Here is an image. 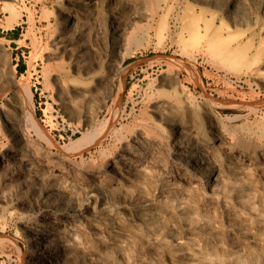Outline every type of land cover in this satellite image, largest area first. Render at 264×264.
<instances>
[{"label":"bare ground","instance_id":"bare-ground-1","mask_svg":"<svg viewBox=\"0 0 264 264\" xmlns=\"http://www.w3.org/2000/svg\"><path fill=\"white\" fill-rule=\"evenodd\" d=\"M153 1L55 2L54 29L48 56H65L74 72L84 76L80 79L68 77L62 70L50 72L63 96L60 104L65 107L75 101L70 96L89 98L98 89H104L103 100H99L98 107L84 108L79 115L84 120L85 129L94 130L96 134L87 145L75 149L74 145L79 140L77 137L63 147L62 153L50 154L42 148L39 138H33L31 133L29 116L33 110L26 109L21 100H7L0 104V131L4 137L0 152V182L4 188L0 190V200L7 198L20 209L32 211L28 219L20 222V229L28 242L25 264H103L96 250L87 261H79L73 238L76 234L82 236L85 222L92 220L99 211L119 216L123 206L111 204L106 195L107 188L121 186L125 181L134 179L146 165L158 169L160 186L187 183L208 190L221 178H227V173H235L247 166L255 171L264 193V123L256 131H249L248 140H245L244 135L238 136L228 127L229 124L211 101L192 100L183 87H174V93L169 94L165 93L163 85L158 86L157 95L147 100L150 115L137 122L127 134H119V129L115 127L124 117L133 115V110L117 113L111 123V135L118 141V152L106 154L100 162L91 155L84 158L85 152L91 151L90 148L97 143L101 145L107 136L95 130L107 104L105 98L112 96L126 62L133 58L132 66L139 62L136 53L147 41L146 36L153 27H150V22L159 12L169 15L168 10L174 0ZM194 1L198 3L192 6L199 13L190 12L184 18L186 22L180 21L178 38L183 43L182 51L190 56L194 52L206 53L213 64L229 69L235 67V72L249 71L251 77L261 79L264 75L261 68L264 38L259 36L253 52H248L244 46L256 35L253 27L247 26L241 34L235 33L233 27L241 25L245 7L238 0ZM254 1L256 6L248 11V17L255 21L259 14L264 15V0ZM10 12H17V8L10 6ZM51 27L48 23L47 28ZM160 30L157 43L164 34ZM249 30L253 33L246 35ZM198 34L200 40L187 48V41ZM251 46L248 45V49ZM244 60L247 62L244 63ZM173 74L177 81L179 72L176 70ZM21 91L15 80H6L0 67V98L8 93L17 96ZM226 119L233 120L230 117ZM56 176L62 182L53 181ZM66 182L82 188L81 198L72 195ZM12 185L14 190L7 193L5 186L10 188ZM97 205L100 210L96 209ZM128 210L138 220L142 219L143 213L149 219L155 218L158 213L152 198L134 204ZM92 221L98 228L95 220ZM110 245L111 242L100 241L102 247Z\"/></svg>","mask_w":264,"mask_h":264},{"label":"rangeland","instance_id":"rangeland-1","mask_svg":"<svg viewBox=\"0 0 264 264\" xmlns=\"http://www.w3.org/2000/svg\"><path fill=\"white\" fill-rule=\"evenodd\" d=\"M177 1L171 2L169 15L159 12L150 22L153 27L146 36L147 41L136 53L139 62L132 66L133 58L124 65L95 125L97 133L107 136L101 145L97 143L91 151L85 152L84 158L91 155L100 162L106 154L117 153L119 144L111 135L115 116L122 110L126 113L133 110V115L124 117L115 127L121 135L129 133L137 122L148 118L147 100L157 95L156 89L161 85L165 93H174V87H183L192 100L211 101L228 127L238 136L244 135L245 140L250 132L263 126L264 75L255 79L249 71L235 72V67L232 70L213 64L206 53L194 52L190 56L182 51L183 43L178 38L180 21L186 22L184 18L190 12H199L192 6L197 1ZM238 1L245 10L241 25L233 27L238 34L247 26L253 27L256 35L248 43L253 46L251 49L247 43L244 46L248 52H253L259 36L264 38V15L251 20L248 11L256 6L255 1ZM55 2L0 0V67L6 80H15L22 89L17 96L8 93L1 97L0 104L21 100L26 109H32L31 133L50 154L62 153L73 138L79 137L78 144L74 145L77 149L96 136L94 130L85 129L79 115L84 108H97L104 95V89L100 88L89 98L70 96L74 102L65 107L60 104L63 96L50 72L62 70L68 77L80 79L84 76L74 72L65 56H48ZM12 5L17 12H10ZM48 23L52 25L50 29ZM88 27L92 31V25ZM158 30L164 32L160 43L156 40ZM251 32L245 33L250 35ZM200 34L188 40L186 47H193L200 40ZM262 46L264 50V42ZM262 62L264 69V60ZM176 70L179 72L177 81L173 74ZM236 116L240 117L236 119ZM3 140L0 131V152ZM158 176L156 167L146 165L134 179L107 188L111 204H121L123 209L119 216L97 211L92 220L98 228L92 220L85 222L82 236L76 234L73 238L79 261H87L96 250L103 264H264V193L253 168L243 166L235 173H227V178L221 176L223 178L209 190L187 183L160 186ZM53 181L62 182V179L56 176ZM66 184L73 196L81 198L82 188ZM2 187L0 182V190ZM5 188L7 193L14 190L13 185ZM148 198L157 206L156 217L149 219L143 213L141 220L134 219L129 207ZM96 209L100 210L98 205ZM31 214V210L24 211L7 198L0 200V264H25L28 242L20 222ZM101 240L112 245L102 247Z\"/></svg>","mask_w":264,"mask_h":264}]
</instances>
